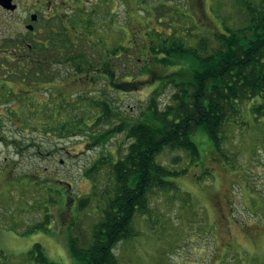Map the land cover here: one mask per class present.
Listing matches in <instances>:
<instances>
[{"label": "rangeland", "instance_id": "374dc122", "mask_svg": "<svg viewBox=\"0 0 264 264\" xmlns=\"http://www.w3.org/2000/svg\"><path fill=\"white\" fill-rule=\"evenodd\" d=\"M247 1L262 2L90 0L96 7L86 6L89 15L78 9L70 12L74 26H69V32L85 41H77L80 50L93 53L96 66L101 58L111 63L117 74L112 81H128L131 91L136 89L117 91L110 77L95 75L94 83L86 79V83L77 84L78 77L86 78L83 72L73 65L58 68L57 57L45 76L33 75V99L45 104L47 97L56 99L60 92L65 97L72 94L74 98L67 99H76L72 102L76 104L82 93L88 100L79 104L84 109L77 113L85 115L97 112L91 102L106 94L119 116L126 120L137 117L161 85L160 77L180 69L179 64L166 67L158 63L152 47L167 36L202 55L211 53L220 46L218 35L246 26ZM41 25L45 36L62 46L61 39L50 34L44 23ZM52 25L60 27V22ZM115 48L120 49L117 55L112 52ZM78 51L68 48L65 53ZM45 53L39 48L33 51L37 59ZM192 59L185 56L180 60ZM162 88L161 102L165 104L174 89ZM253 107L252 102L245 105L244 124L233 122L227 128L222 150L206 132L198 130L192 140L199 149V160L183 151L166 149L161 153L160 163L182 173L167 179L174 188L154 191L146 211L149 213H137L136 236L115 248L124 264H264V114ZM64 114L71 116L73 112ZM21 118L5 117L1 122L0 264H38L27 257L35 244H40L55 263L76 264L69 251L70 237L85 246L94 224L102 218L99 197L90 207L77 208L79 199L87 197L93 188L86 172L100 158L107 162L122 159L129 142L125 134H119L107 145L94 147L85 136L59 138L44 132L36 117L22 127L25 121ZM176 156L181 160L172 162ZM111 165L104 164L96 175L99 195L112 175ZM49 199L54 202L45 203ZM45 205L50 206V230L24 233L45 221Z\"/></svg>", "mask_w": 264, "mask_h": 264}, {"label": "trees", "instance_id": "16d2710c", "mask_svg": "<svg viewBox=\"0 0 264 264\" xmlns=\"http://www.w3.org/2000/svg\"><path fill=\"white\" fill-rule=\"evenodd\" d=\"M245 11L246 26L218 35L220 46L211 53L202 55L175 43L167 36L163 38L164 42L153 46L158 63L166 67L179 64L180 69L160 77L161 85L152 92L147 106L137 117L126 120L119 116L110 99L105 97L106 94H103V98L92 100V108L97 109V112L91 111V114L85 115L77 113L84 109L79 104L88 100L82 93L76 104L72 103L76 99L72 102L67 99H73L72 94L65 97L60 92L61 96L56 99L47 97L45 104H38L33 99V117L37 118L35 122L42 123L40 129L44 132L48 130L49 134L59 138L85 136L94 147L107 145L119 134H125L129 142L122 159L107 162L105 158H100L86 172L93 188L87 197L79 199L77 208L86 209L93 204L95 197H99L103 203L102 218L94 224L90 242L85 246L81 247L76 237H70L69 251L76 264H124L115 253V248L136 236L134 222L137 213H149L146 211L154 191L165 192L174 188L175 184L167 179L182 173L159 162L164 150L183 151L192 159L199 160V149L192 140L198 130L206 132L216 148L222 150L227 139V128L233 122L239 126L245 123L243 112L248 102H252V109L264 114V0L261 3L247 1ZM67 39L72 48L79 47L77 41L85 42L71 33ZM42 41L36 44L39 50L48 52L47 46H52L54 58L58 60L59 55L61 58V46H57L56 41L49 36H43ZM77 50L79 53L69 54L67 61L85 75L86 78L80 77L81 83H86V79L94 83L96 77H110L109 82L117 91L122 89L130 93L136 89L135 86L131 91V82L117 84L112 81L117 74L107 59L101 58L96 66L93 53H86L80 48ZM118 50L115 48L112 52L117 55ZM161 53L165 56L159 57ZM42 56L34 59L37 68L33 65V75L36 77L47 74L48 59L46 54ZM185 56H191L192 61H181ZM93 75L96 77L93 78ZM165 86L173 87L174 90L169 101L163 104L161 90ZM85 110L88 112V109ZM71 111V116H65L64 113ZM37 113L38 116H35ZM30 118H21L25 121L22 127L27 126ZM2 140L5 142V137ZM180 160L176 156L172 162ZM107 163L112 164V175H109V181L99 195L96 175ZM25 188L31 189L28 185ZM56 192L61 193L60 190ZM50 202L54 200L49 199L45 203ZM43 208L45 221L24 233L50 230V206L45 205ZM4 257L7 258V255L4 254ZM27 257L35 259L38 264H58L46 256L40 244H35Z\"/></svg>", "mask_w": 264, "mask_h": 264}, {"label": "flooded vegetation", "instance_id": "af4514ba", "mask_svg": "<svg viewBox=\"0 0 264 264\" xmlns=\"http://www.w3.org/2000/svg\"><path fill=\"white\" fill-rule=\"evenodd\" d=\"M96 2L10 0L7 7L0 1V132L3 127L1 122L5 117L33 118V65L37 68V61H34L36 54L33 51L38 48L36 44L44 42L41 37L46 35L41 24L44 23L50 28V34L54 33L61 39L63 44L59 51L62 56H58L61 59L58 68L67 66L69 55H66L65 50L72 48L68 45L67 37L70 34L69 26H74L70 12L78 9L80 13L89 15L86 6L93 4L96 7ZM91 17L90 15L89 18ZM57 22H60V27L52 25ZM74 36L80 39V36ZM55 44L59 46L57 42ZM47 50L45 54L49 65H52L53 47L47 46ZM97 72L100 70L97 69ZM79 79L75 80L77 84L79 81L81 83Z\"/></svg>", "mask_w": 264, "mask_h": 264}, {"label": "water", "instance_id": "95a60500", "mask_svg": "<svg viewBox=\"0 0 264 264\" xmlns=\"http://www.w3.org/2000/svg\"><path fill=\"white\" fill-rule=\"evenodd\" d=\"M5 6H9L10 0H0Z\"/></svg>", "mask_w": 264, "mask_h": 264}]
</instances>
